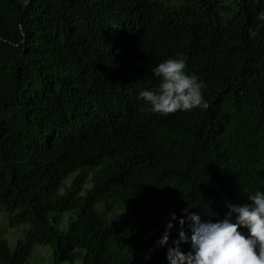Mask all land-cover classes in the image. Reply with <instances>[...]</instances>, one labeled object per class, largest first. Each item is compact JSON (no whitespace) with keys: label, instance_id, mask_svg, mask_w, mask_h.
Here are the masks:
<instances>
[{"label":"trees","instance_id":"obj_1","mask_svg":"<svg viewBox=\"0 0 264 264\" xmlns=\"http://www.w3.org/2000/svg\"><path fill=\"white\" fill-rule=\"evenodd\" d=\"M262 13L264 0H0V207L28 227L13 250L0 236V264L36 245L51 264H168L185 209L223 219L226 201L264 191ZM172 57L209 107L141 112Z\"/></svg>","mask_w":264,"mask_h":264},{"label":"clouds","instance_id":"obj_2","mask_svg":"<svg viewBox=\"0 0 264 264\" xmlns=\"http://www.w3.org/2000/svg\"><path fill=\"white\" fill-rule=\"evenodd\" d=\"M264 17V13L261 14ZM183 58H167L151 69L158 80L153 89L139 90L140 111L167 116L209 107L205 85L195 73L187 70ZM250 203L225 202L228 209L223 219L203 220L197 212L185 209L179 219V239L168 247V264H264V191L257 189L248 196ZM177 217L173 214L171 220ZM187 225V231H185ZM174 224L169 223L158 247L169 245ZM190 233V235H189ZM181 244H190L184 253Z\"/></svg>","mask_w":264,"mask_h":264},{"label":"rangeland","instance_id":"obj_3","mask_svg":"<svg viewBox=\"0 0 264 264\" xmlns=\"http://www.w3.org/2000/svg\"><path fill=\"white\" fill-rule=\"evenodd\" d=\"M27 229L26 225L11 226L9 217L0 207V236L7 242L10 250H13L17 244L26 242ZM50 255L51 251L48 247L36 245L28 264H51Z\"/></svg>","mask_w":264,"mask_h":264}]
</instances>
